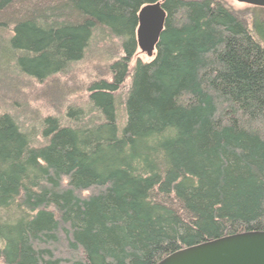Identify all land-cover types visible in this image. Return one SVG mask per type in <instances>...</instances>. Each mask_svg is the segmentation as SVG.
<instances>
[{"label":"trees","instance_id":"trees-1","mask_svg":"<svg viewBox=\"0 0 264 264\" xmlns=\"http://www.w3.org/2000/svg\"><path fill=\"white\" fill-rule=\"evenodd\" d=\"M156 1L0 0V68L43 81L99 36L112 60L86 110L0 113V264H156L264 231V9L161 0L143 60L137 13Z\"/></svg>","mask_w":264,"mask_h":264},{"label":"rangeland","instance_id":"rangeland-1","mask_svg":"<svg viewBox=\"0 0 264 264\" xmlns=\"http://www.w3.org/2000/svg\"><path fill=\"white\" fill-rule=\"evenodd\" d=\"M217 1L249 22L253 16L252 11L256 14L260 12V8L264 9V7L240 3L236 0ZM6 38V32L1 31L0 46ZM98 38L99 40L92 41L84 58L72 64L67 72L49 76L43 81L22 76L11 66L1 67L0 113H11L23 123L37 121V119L39 121L49 115L63 116L69 108L86 110L89 85L93 81L109 79L111 76L108 70L112 60L107 56L105 49L107 39H102L100 36ZM137 57L143 60L148 59L143 54Z\"/></svg>","mask_w":264,"mask_h":264},{"label":"water","instance_id":"water-1","mask_svg":"<svg viewBox=\"0 0 264 264\" xmlns=\"http://www.w3.org/2000/svg\"><path fill=\"white\" fill-rule=\"evenodd\" d=\"M264 6V0H236ZM138 51L150 58L164 28L166 12L162 1L147 3L137 13ZM156 264H264V231H249L209 240L176 251Z\"/></svg>","mask_w":264,"mask_h":264}]
</instances>
